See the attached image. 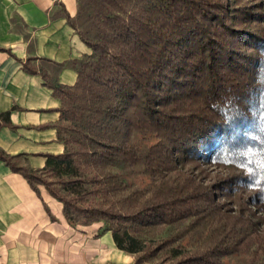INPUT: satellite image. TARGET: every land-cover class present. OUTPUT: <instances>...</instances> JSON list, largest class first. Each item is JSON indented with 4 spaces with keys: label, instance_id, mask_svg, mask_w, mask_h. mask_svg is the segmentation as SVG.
Instances as JSON below:
<instances>
[{
    "label": "trees",
    "instance_id": "obj_1",
    "mask_svg": "<svg viewBox=\"0 0 264 264\" xmlns=\"http://www.w3.org/2000/svg\"><path fill=\"white\" fill-rule=\"evenodd\" d=\"M67 18L91 52L75 84L47 81L65 152L0 156L132 264H264V0H78Z\"/></svg>",
    "mask_w": 264,
    "mask_h": 264
},
{
    "label": "crops",
    "instance_id": "obj_2",
    "mask_svg": "<svg viewBox=\"0 0 264 264\" xmlns=\"http://www.w3.org/2000/svg\"><path fill=\"white\" fill-rule=\"evenodd\" d=\"M77 12L78 0H0V153L19 167L40 170L65 152L61 99L47 81L75 84L70 63L91 52L68 22ZM38 187L0 156V264L133 262L103 221L70 224L63 203Z\"/></svg>",
    "mask_w": 264,
    "mask_h": 264
},
{
    "label": "rangeland",
    "instance_id": "obj_3",
    "mask_svg": "<svg viewBox=\"0 0 264 264\" xmlns=\"http://www.w3.org/2000/svg\"><path fill=\"white\" fill-rule=\"evenodd\" d=\"M186 165H188V167L190 169H194L195 173H197V174L201 173V175H205L207 177H212V175H215V174H217L219 172L218 169H216L215 167L210 166V165H202L201 164L202 167H200V168H198V167L194 168L193 165H199V164H196V163H187ZM261 228H264V223L262 224ZM134 260H135V255H134ZM134 260H133V262H134ZM227 264H243V256H240V257H236L235 256L230 261H228Z\"/></svg>",
    "mask_w": 264,
    "mask_h": 264
}]
</instances>
